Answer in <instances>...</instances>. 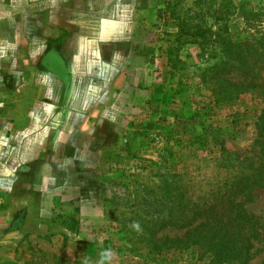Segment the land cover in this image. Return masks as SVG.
I'll use <instances>...</instances> for the list:
<instances>
[{
    "label": "rangeland",
    "instance_id": "374dc122",
    "mask_svg": "<svg viewBox=\"0 0 264 264\" xmlns=\"http://www.w3.org/2000/svg\"><path fill=\"white\" fill-rule=\"evenodd\" d=\"M148 1L144 10L133 8L132 22L114 24L94 22L91 7L80 14L77 0H58L54 14L65 19L54 24L51 53L36 59L27 47L10 54L0 44L2 111L18 106L13 96L26 97L28 106L40 90L53 122L47 165L39 164L33 178L46 189V202L40 205L36 191L32 207L27 194L3 198L15 220L23 215L20 207H28L23 222L34 230L7 264H100L104 252L111 256L103 264H236L213 254L220 251L214 240L151 255L136 235L155 215L182 219L189 205L177 198L194 202L240 178L246 170L241 157L259 162L253 157L259 98L227 87L231 98L215 102L205 70L215 59L205 63L200 35L190 29L177 36L176 23L221 27L233 41L257 37L264 0ZM40 4L45 1L0 0V43L15 29L25 32L23 16L43 11ZM234 200L256 221L247 264H264V183ZM41 218L46 233L37 231ZM174 231L166 225L157 235Z\"/></svg>",
    "mask_w": 264,
    "mask_h": 264
},
{
    "label": "trees",
    "instance_id": "16d2710c",
    "mask_svg": "<svg viewBox=\"0 0 264 264\" xmlns=\"http://www.w3.org/2000/svg\"><path fill=\"white\" fill-rule=\"evenodd\" d=\"M176 26L177 36L189 35L190 29L196 30L197 35H200V50L207 52L204 62L215 59L209 67L204 66L213 79L209 90L215 102L231 98L226 96L227 87L237 89V93H254L259 98L262 105L255 120L257 135L254 140L257 153L253 152V157L258 158L259 162L254 166L256 161H251L252 157H241L239 162L244 163L246 170L240 178H233L229 185L223 181L217 185L218 191L207 196H197L194 202L189 198H177L179 202L184 200L189 205L186 213L179 215L182 219L162 220L161 216L155 215L150 221L141 222L142 229L136 236L147 242L148 253L151 255H160L169 249L180 251L200 242L214 240L220 251L213 254L232 257L236 264H247L252 239L256 236V221L234 197L249 186L264 183V159H261V156L264 158V29L257 37L233 41L228 36L223 37L226 30L221 27L201 30L197 25L187 26L180 19ZM249 168L251 170L248 172ZM148 194L151 195L152 190ZM146 201L143 200L144 203ZM138 217L140 219L141 215ZM166 225H171L175 231L157 235Z\"/></svg>",
    "mask_w": 264,
    "mask_h": 264
},
{
    "label": "crops",
    "instance_id": "0c3cea01",
    "mask_svg": "<svg viewBox=\"0 0 264 264\" xmlns=\"http://www.w3.org/2000/svg\"><path fill=\"white\" fill-rule=\"evenodd\" d=\"M44 1V5L40 4V6H45L43 11L27 13L23 16L22 22L28 24L25 32L18 33L15 29L9 38L1 41L0 44L5 52L10 51L8 53L18 54L22 47H27L31 54L36 56V59L51 53L54 49V39L57 37L54 34V24L63 22L65 18L64 15L60 17L54 14L53 4L58 0ZM61 1L74 2V0ZM77 1L80 14L85 15L86 13H82V7H91L90 11L94 14V22L97 23L123 24L132 22L133 8L136 6L144 10L145 6V0H92V3L91 0ZM146 6H149L148 0H146ZM86 20L90 21L86 18L83 19V21ZM114 33L110 36H114ZM36 84L39 88H41V84H45L44 87L47 86L46 83L38 80H36ZM11 100V102L16 100L19 104L15 106L14 110L5 112L2 109L5 108L4 103L7 101H0V264H7L12 258L14 250L19 248V243L22 244L33 236L31 234L34 230L31 231L26 227L23 220L27 217V211L30 212L27 206L32 207L30 205L32 193L36 191L39 194L37 197L41 202L40 205L46 202V189L37 188L33 178H37L34 171L39 164L43 167L47 165L48 151L52 149V146H49V136L52 134L53 127L50 115L51 107L44 98V94L39 90L35 97H32L27 103L28 106L23 105L26 97L13 96ZM17 182L23 185L15 189ZM11 192L12 195L16 193L17 196L26 194L29 196L27 206L20 207L18 213L23 215L18 220L13 218V213L12 215L6 211L2 203L3 198ZM39 216H41L40 213ZM38 222L39 230L37 231L46 233L45 220L41 218Z\"/></svg>",
    "mask_w": 264,
    "mask_h": 264
},
{
    "label": "clouds",
    "instance_id": "9594fccd",
    "mask_svg": "<svg viewBox=\"0 0 264 264\" xmlns=\"http://www.w3.org/2000/svg\"><path fill=\"white\" fill-rule=\"evenodd\" d=\"M134 227H136L137 230H139V225H138V223H137V224H134ZM110 256H111V253H110V252H104V253H102V254H101V261H100V264H103V261H104L105 259L110 258Z\"/></svg>",
    "mask_w": 264,
    "mask_h": 264
}]
</instances>
